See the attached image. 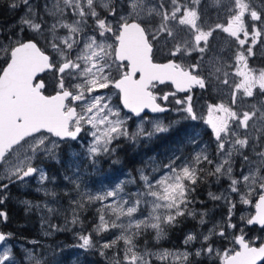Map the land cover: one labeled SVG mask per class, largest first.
<instances>
[{
    "label": "snow or ice",
    "instance_id": "1",
    "mask_svg": "<svg viewBox=\"0 0 264 264\" xmlns=\"http://www.w3.org/2000/svg\"><path fill=\"white\" fill-rule=\"evenodd\" d=\"M200 4L201 0H7L2 6L22 14L16 25L17 38L0 43V58L6 64L0 69V204L11 184L25 183L28 177H38L41 185L49 181L43 160L59 163L61 145L83 139L82 133L91 138L86 153L90 166L96 167L103 158L116 155L122 138L137 143L168 132L179 121H149L152 127L146 131V116L141 113L145 109L169 111L163 102L176 93L158 95L157 85L171 82L177 91L187 93L174 100L178 107L172 110L181 113L185 121H202L210 127L215 153L209 152L193 128L185 139L198 151L185 154L177 147L167 163L137 169L136 176L129 175L111 188L97 192L86 185L82 188L77 169L71 178L64 177L71 180L76 194L66 209L71 218L44 204L49 214L64 216V228L47 226L63 231L69 224L80 225L77 246L98 250L102 256L111 251V264H152L153 257L161 264H202V258L218 264H264V238H256L261 239L256 246L240 227L259 225L264 229V150L256 151L259 137L253 135L252 155H245L250 133L244 131L241 137L254 117L264 124V105H253L250 112L237 104L238 94L242 98L264 96V68L249 64L258 43L264 53V4L257 10L253 0H231L224 22L214 24L209 23ZM25 31L34 37L21 38ZM217 31L234 38L237 45L230 63L210 44ZM164 49L167 62H154V56ZM193 53L196 59L184 63ZM53 70L56 79L52 85L38 78ZM217 85L230 89L228 103L208 104L207 115H198L191 89ZM112 88L118 90L123 108L140 118L134 131L128 127L131 117L122 115L112 95L102 91ZM260 147L264 149V144ZM236 159L240 164L234 171ZM151 164L157 162L153 159ZM208 177L216 184L222 179L228 182L219 195L208 193L209 199L227 206V216L220 221L211 219V210L195 207L203 204L196 198L197 185L207 183ZM54 181L55 176L49 182ZM128 185L136 190H126ZM37 190L58 203L54 190ZM233 195L238 199L233 200ZM22 203L28 209L33 207L29 200ZM96 204L98 222L85 231L81 215ZM237 204L250 206L252 211L239 215L233 223ZM183 217H199L201 226L211 227L206 232L189 233L183 250L152 251L147 247L145 236L153 232L157 243L167 239L168 230ZM7 220V212L0 211V221ZM105 233L112 238L107 239ZM12 236L0 230V264H17L6 244ZM142 239L143 247L139 244ZM221 240L232 247H218ZM197 241L200 246L189 250L187 246ZM24 251L25 264H49L43 254Z\"/></svg>",
    "mask_w": 264,
    "mask_h": 264
},
{
    "label": "rangeland",
    "instance_id": "2",
    "mask_svg": "<svg viewBox=\"0 0 264 264\" xmlns=\"http://www.w3.org/2000/svg\"><path fill=\"white\" fill-rule=\"evenodd\" d=\"M254 4L257 6V10H259V6L264 4V0H253ZM7 0H0V12L6 11L11 12L10 16H12V22L8 26H3L0 24V43H8L9 37L12 39L17 38V33L19 31L17 25V21L22 14L20 11H12L7 7L2 5L6 4ZM231 3V0H220V3H216V0H201L200 8L204 11L206 17L210 18L209 23H223L224 18L227 15L226 8ZM257 25L259 22H256ZM3 29H2V28ZM25 34L33 35L28 31H25L23 34L24 38ZM62 35L61 33H59ZM210 44L214 46L217 54L223 53L226 58H229V63L231 62L230 57L232 54V50L237 47L235 44L234 38L229 37L226 33H222L217 31L214 33V39L210 38ZM247 47V45H245ZM261 44H257L253 51L256 55L249 60L250 66L264 68V53L261 52ZM167 55V49H164L162 53H158L160 56ZM196 59V54L193 53L192 57L185 60L184 63H192ZM56 79L55 71H52L47 75V80L49 85H52ZM52 89V87H49ZM158 95H163L167 91L174 90L172 86H163L160 88L157 87ZM106 91L109 95H112V102L120 106L122 110V115L127 114L131 118L128 120V127L130 131H134L136 127L141 123L139 117H133L132 114H128L122 107V104L119 102V92L118 90L112 88ZM175 91V90H174ZM175 97L170 96L168 104L171 105V109L166 114L159 115H146V119L143 122V126L145 130H151L152 124L149 121L156 122L162 121L165 124H169L171 122L179 121V123H173L172 127L179 126V134L175 137L174 141L169 143L167 146H163L161 150L158 152H153L151 155L145 156V162L143 164V168H150L152 166H158L160 163H167L168 156L171 155L172 151L177 147L181 148L185 154H191L194 151H198L199 149L195 145H189L186 142V136L191 132L193 128L196 129L200 133V139L203 144L208 145L209 152L215 153V143L212 138V130L202 121H185L182 119L181 113L174 111L175 107H178L174 104L175 99H183L187 93H179L175 91ZM193 96V105L198 111L199 114L207 115V105L211 103L225 102L228 103L230 96V89L227 87L220 88L219 85L213 88L208 89H197L196 91H191L190 93ZM237 104L243 107L245 111H253V105L256 108H260L261 105H264V96L256 95L255 97H241L238 94ZM260 115L257 112V117ZM255 121L256 127L253 128V122ZM244 131H248L250 133L249 136V147L244 149L243 152L245 155H249L251 157L252 150L251 145L253 143L252 136L259 137V141L256 145V151H261L260 145L264 144V135H262V131H264V124H261L256 117L253 118L252 121H249V129L243 130L241 132V137L243 138ZM83 139H78L77 141H69L66 144H62L60 148V162L57 163L52 160H43L42 166L48 173L49 181H51V177L55 176L54 182L45 181L43 185L38 180V177H28L26 178L25 183H16L11 184L6 192L7 198L4 200L3 204H0V211L7 212L8 204L12 201L19 202L21 204L24 200H29L32 202L33 207L29 209L30 211L35 212L38 219V228L39 233H37L36 237L26 239V237L16 233L12 230H7L12 233L13 236L9 239L6 244L11 247L12 253L17 261V264H24L25 260V249H32L37 253L43 254L46 260H49V264H90L92 260L87 261L84 258V254L94 253L95 255H100L98 250L86 251L80 249L77 245L79 244V240L77 239V233L80 231V225L72 226L71 224L67 225L65 230L56 231L54 229H50L48 224L59 225L61 228H64V216L60 215V213H64L70 219V213L66 211L68 208L69 199H75L76 194L73 191L71 180H65L64 177H72L74 171L79 169L81 173V186L82 188L86 185L87 189L92 192L100 191L102 188H111L115 186L117 183L126 180L129 178V175L136 176L137 173H133L132 171L124 170L122 168H117L116 166H111L110 164L104 166V162L106 160L117 161V156L105 157L103 158L96 167L90 166L89 160L87 158L86 148L88 142L90 141L89 136H85L83 133L81 134ZM122 140V139H121ZM125 140V139H124ZM148 140V139H147ZM124 142H127L125 140ZM227 147V145H226ZM114 157V158H113ZM211 158V157H210ZM155 160L157 165H152L151 161ZM111 162V163H112ZM39 164L40 161H37ZM240 161L236 159V168L234 171L238 170ZM141 167V168H142ZM210 167V166H209ZM2 170V169H0ZM228 186V182L226 180H221L220 184H216L212 182V178L208 177V182L197 185L196 190V198L199 201H202L203 204H196L195 207L197 209L203 210L207 208L211 210V219L220 221L224 217L227 216V206L220 201H213L209 199L208 193L212 192L214 194L219 195L224 191ZM47 188L50 190H54L57 193V201L58 203H53L51 196H45L44 191H38L37 189ZM126 190L135 191L136 188L133 185H128ZM65 193H69V195H65ZM233 200H237L238 197L235 195L232 196ZM44 204H48L49 207H55L60 210V213H52L49 214L47 209L43 208ZM25 205V204H23ZM36 205H41V207H36ZM28 209V206L25 205ZM99 207V204L92 205L88 207L87 211L81 215V219L84 221L83 228L85 231H91L93 224L98 222V217L96 215L95 209ZM252 211L250 206L237 204L236 216L233 217L232 222L237 223V217L241 214L247 215L248 212ZM8 214V212H7ZM10 216L8 215L7 222L0 221L1 225L6 223L9 224ZM107 218V216H106ZM179 223L176 227L168 230V238L155 242L154 245H150L148 242L147 247L152 251H158L160 249H170V250H183L186 246L183 241L185 237L189 233H199L200 231H207L208 227H211V224H207L201 226L199 224V217L197 219H192L190 217L178 218ZM205 219H208L206 217ZM45 220L47 221L45 223ZM191 223L192 226H189L188 223ZM182 224L187 225V227H182V230L179 232L182 233V241L180 244L178 242H174L173 230L178 227H181ZM240 227L244 228V232L246 233V239L255 240L256 244L261 243V239L256 238H264V229L257 225H250L245 227L243 224ZM5 230V229H4ZM228 232H234V234H239L236 230L228 229ZM47 233V234H46ZM144 237L147 241H150V238L154 236L153 232H150ZM118 234V233H116ZM104 236L107 239L112 238V234L105 233ZM144 239H142L139 244L141 247L144 246ZM231 237H229V240ZM35 241L36 243H32ZM19 246V250L15 251L16 246ZM172 245V246H171ZM121 247L123 246L121 242ZM199 242H194L189 247V250L199 247ZM3 247V245H2ZM1 247V248H2ZM218 247H232V244L229 241L221 240L218 243ZM93 255L91 258H93ZM104 261H108L111 263L112 252L107 251L105 255H100ZM6 264H10V262H6ZM152 264H161L160 261H157L154 257L152 258ZM202 264H218V261H209L202 258Z\"/></svg>",
    "mask_w": 264,
    "mask_h": 264
},
{
    "label": "trees",
    "instance_id": "3",
    "mask_svg": "<svg viewBox=\"0 0 264 264\" xmlns=\"http://www.w3.org/2000/svg\"><path fill=\"white\" fill-rule=\"evenodd\" d=\"M10 14L11 12H8V10L1 11L0 24L8 26L12 22V16H10ZM4 65V58H0V69H2ZM178 130L179 126L171 127L166 133H158L148 140L147 138H141L137 143H132L130 141L124 142L125 140L122 138V140L119 141V149L115 155L117 156V161L109 162V160H106L104 162L105 168L110 164L111 166H116L117 168L137 173V169H140L145 162V156L151 155L153 152H158L163 146H167L169 143L174 141L175 137L180 133ZM7 212L11 218L8 225H6V223L2 224V229L12 230L26 237V239L37 236L36 234L39 233V228L37 227L38 219H36L37 216L35 212L30 211L25 205L15 201L8 204ZM188 225L192 226L190 222ZM182 227L186 228L187 225L182 224L181 227L173 230V233L171 234L172 236L174 235V242H178L177 244H180L182 241L181 239L183 235L179 232L182 230ZM148 242L150 245H154L156 241L151 237ZM18 250L19 246L17 245L15 251ZM93 255L95 254L86 253L84 254V258H86L87 261L92 260L90 264H111L108 261H104L98 254L91 258ZM47 261L49 262V260Z\"/></svg>",
    "mask_w": 264,
    "mask_h": 264
},
{
    "label": "flooded vegetation",
    "instance_id": "4",
    "mask_svg": "<svg viewBox=\"0 0 264 264\" xmlns=\"http://www.w3.org/2000/svg\"><path fill=\"white\" fill-rule=\"evenodd\" d=\"M61 34H63V32H61ZM34 37V34L33 35H28V34H25V36H24V38H33ZM168 59V57H167V55H162V54H160V56L158 55V54H156L155 56H154V60L155 61H161V62H163V61H166ZM54 71V70H53ZM49 73L50 72H45V73H43L42 75H40L38 78L39 79H44L45 81H46V83H48V80H47V75H49ZM49 84V83H48ZM163 86H172L171 84H169V83H164V84H162V85H157V87H159V90H160V88L161 87H163ZM197 89H199V87L198 86H195V87H193L192 89H191V91L193 90V91H196ZM49 92H52V89H50L49 88ZM170 92H175L174 90H172V91H167L166 93H170ZM181 94V93H180ZM183 94V93H182ZM159 102V101H158ZM166 106H168L169 107V111H170V109H171V105L170 104H168L167 103V101L166 102H163ZM124 109V108H123ZM125 110V109H124ZM126 111V110H125ZM169 111H167V112H169ZM128 112V111H127ZM167 112H165V113H163V114H166ZM128 114L130 115V114H132V113H130V112H128ZM133 115V114H132ZM146 115H159V114H152V113H148V112H145L144 114H142L141 116H146ZM133 117L135 118L136 116L135 115H133Z\"/></svg>",
    "mask_w": 264,
    "mask_h": 264
},
{
    "label": "water",
    "instance_id": "5",
    "mask_svg": "<svg viewBox=\"0 0 264 264\" xmlns=\"http://www.w3.org/2000/svg\"><path fill=\"white\" fill-rule=\"evenodd\" d=\"M154 62H156V63H165V62H167V60H166V61H163V62H161V61H155V60H154ZM5 66H6V64H5L3 67H5ZM42 74H43V73L39 74V76L42 75ZM39 76H38V77H39ZM165 83H166V82H165ZM167 83L171 84L172 87H173V89H174L175 91H177L176 88H175V85H174V84H172L171 82H167ZM193 87H195V86H193ZM177 92H179V91H177ZM179 93H184V92H179ZM122 107H123V106H122ZM167 107H168V106H167ZM168 108H169V107H168ZM124 109H125L126 111L130 112V110H128V109H126V108H124ZM145 112L152 113V114H163V113H153V112H151L149 109H145L144 113H145ZM130 113H131V112H130ZM144 113H141V115L144 114ZM133 115H134V114H133ZM257 226H259V225H257ZM259 227H260V226H259ZM0 230L4 231V232H6V233L8 232L7 230H3V229H2L1 223H0ZM256 246H259V244H256ZM1 247H2V245H0V248H1Z\"/></svg>",
    "mask_w": 264,
    "mask_h": 264
}]
</instances>
